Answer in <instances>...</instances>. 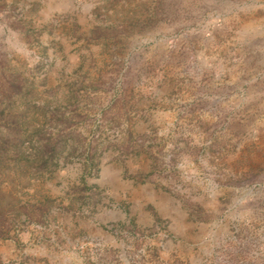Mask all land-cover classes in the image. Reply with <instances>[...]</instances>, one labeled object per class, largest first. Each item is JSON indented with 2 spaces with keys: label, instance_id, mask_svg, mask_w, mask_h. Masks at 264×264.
I'll return each mask as SVG.
<instances>
[{
  "label": "rangeland",
  "instance_id": "rangeland-1",
  "mask_svg": "<svg viewBox=\"0 0 264 264\" xmlns=\"http://www.w3.org/2000/svg\"><path fill=\"white\" fill-rule=\"evenodd\" d=\"M0 264H264V0H0Z\"/></svg>",
  "mask_w": 264,
  "mask_h": 264
}]
</instances>
